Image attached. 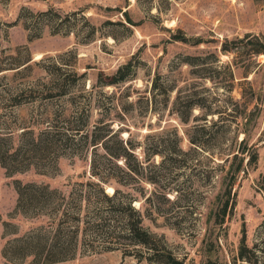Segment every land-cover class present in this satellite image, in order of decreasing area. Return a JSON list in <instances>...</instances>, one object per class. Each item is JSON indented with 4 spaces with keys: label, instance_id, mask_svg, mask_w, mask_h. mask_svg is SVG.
Instances as JSON below:
<instances>
[{
    "label": "rangeland",
    "instance_id": "374dc122",
    "mask_svg": "<svg viewBox=\"0 0 264 264\" xmlns=\"http://www.w3.org/2000/svg\"><path fill=\"white\" fill-rule=\"evenodd\" d=\"M247 33L264 39V0H0L1 63L8 58L10 47H19L21 54L27 48L32 61L44 58L42 65H47L57 60L83 73L81 80L88 89L96 84L100 71L111 74L131 61L133 75L125 81L102 90L93 88V117L107 110L115 119V128L126 124L135 133L177 127L184 148L189 146L185 129L207 122L211 132L205 134V150L196 157L209 177L190 169L182 172L177 181L184 201L163 207L167 220L144 215L142 221L188 264H202L207 258L216 264H249L236 256L243 228L249 247L264 246V54L250 57L246 47L236 55L221 50L224 42L231 47L230 41L241 38L239 44L248 45ZM181 37L185 40H179ZM3 75L0 73V129L35 127L44 110L42 100L29 98L25 104L12 106L10 95L25 79L45 77L44 70L34 65L33 71ZM157 76L158 84L172 88L167 102L157 90L152 97V79ZM72 90L79 92L77 87ZM99 91L106 95L101 97L102 110L94 101ZM176 94L192 103L188 123L181 122L173 110ZM65 104L63 98L52 102L54 109ZM215 130L218 136L213 135ZM122 134L127 136L126 131ZM227 147L231 151L256 149L258 156L235 181L236 206L221 223L212 214L221 187L214 169L220 159L214 153ZM158 159L156 156L155 161ZM237 160L231 161L233 167ZM87 173L88 161L70 153L20 171L0 166V264H6L1 250L7 239L42 223V218L13 214L15 182L48 183L67 193ZM141 202L133 204L143 212ZM5 222L13 223L17 234L5 235ZM257 247L255 253L263 259ZM52 264L157 263L123 256L115 249L78 253L74 259Z\"/></svg>",
    "mask_w": 264,
    "mask_h": 264
},
{
    "label": "trees",
    "instance_id": "16d2710c",
    "mask_svg": "<svg viewBox=\"0 0 264 264\" xmlns=\"http://www.w3.org/2000/svg\"><path fill=\"white\" fill-rule=\"evenodd\" d=\"M4 31L8 37L7 29ZM244 38H248V45H240L241 38L230 41L231 47L227 46V41L224 42L221 50L236 55L246 47L250 57L264 54L263 38L250 33ZM179 40L185 39L181 37ZM19 49L10 47L6 61H0L3 77L7 72L15 76L33 71L34 65L44 70L45 77L25 79L21 87L11 93V105H22L30 101L29 98H37L42 100L44 110L35 121V127L23 126L16 131H4L8 130L7 127L0 129V166L11 172L20 171L55 162L64 153H70L83 156L88 161V173L84 179L75 181L67 193L48 183L15 182L17 198L13 214L42 218V223L6 240L1 250L6 264H52L74 259L78 253L115 249L121 250L123 256L137 257L150 263L188 264L173 253L162 235L151 232L142 221L144 215L154 220H167L163 207L177 206L184 201L177 181L182 172L190 169L209 177L208 173L204 174L207 170L196 157L205 150V134L211 132L207 122L195 123L185 129L188 148L182 146L183 137L177 127L150 128L144 133H135L126 124L115 128V119L109 111H100L93 117L91 95L94 87L102 90L132 76L134 65L131 61L120 65L111 74L100 71L96 84L87 89L81 80L83 73L57 60L42 65L44 58L32 61L27 48L24 54ZM76 87L79 92H72ZM11 88L7 86L8 90ZM155 90L167 98V102L172 88L158 84L157 76L152 79L153 98L157 94ZM101 93L99 91L95 95L94 101L95 106L102 110L105 104L101 97L106 95ZM61 98L67 104L54 109L53 100ZM143 98L150 101L146 95ZM191 109L192 103L176 94L173 110L181 122H189ZM123 131L127 132L126 137ZM213 135L218 136L217 130ZM245 139L244 134L240 142ZM214 154L220 159L215 162L214 169L219 174L221 187L212 214L222 223L225 217L233 214L236 206L235 181L240 173L246 172L248 165L256 163L258 155L256 149L231 151L230 147ZM156 156L158 161H155ZM236 159L238 164L233 167L231 161ZM107 187L112 191L108 192ZM171 192H174L173 197L169 196ZM139 199L143 212L133 204ZM4 234H17L15 225L5 222ZM256 246L264 256V246ZM256 246L247 245L243 228L237 258L249 264H264V257L260 259L255 253ZM202 264L216 262L207 258Z\"/></svg>",
    "mask_w": 264,
    "mask_h": 264
}]
</instances>
